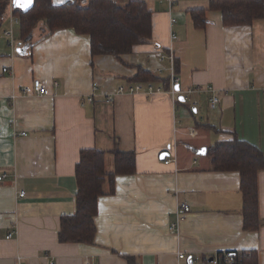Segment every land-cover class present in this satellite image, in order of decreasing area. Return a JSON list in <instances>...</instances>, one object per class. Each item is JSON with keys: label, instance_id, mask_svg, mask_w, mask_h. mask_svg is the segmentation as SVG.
<instances>
[{"label": "crops", "instance_id": "1", "mask_svg": "<svg viewBox=\"0 0 264 264\" xmlns=\"http://www.w3.org/2000/svg\"><path fill=\"white\" fill-rule=\"evenodd\" d=\"M143 1L152 14L151 38L117 59L91 56L89 36L72 28L45 35L41 22L28 47L18 40L13 15L22 8L7 0L0 19V264H132L124 256L137 264H211L246 251L264 264V169L257 173L261 224L243 230L239 172L213 170L207 154L237 138L264 156V18L223 25L220 13L208 10L198 28L190 10L209 0ZM9 29L14 48L3 34ZM137 65L169 85L152 82L162 88L153 94L116 92ZM34 79L49 94L22 93ZM115 145L133 152L135 169L117 174L114 192L98 198L95 243L59 242V218L75 210L79 151L105 150L111 172ZM181 203L189 211L182 213Z\"/></svg>", "mask_w": 264, "mask_h": 264}, {"label": "trees", "instance_id": "2", "mask_svg": "<svg viewBox=\"0 0 264 264\" xmlns=\"http://www.w3.org/2000/svg\"><path fill=\"white\" fill-rule=\"evenodd\" d=\"M7 0H0V19H5ZM218 11L223 25H250L264 18V0H209L207 7L194 8L190 15L195 27L202 28L207 22L206 11ZM18 40L30 47L32 34L38 23L45 26V35L62 28H72L77 34L89 36L90 53L110 55L120 59L134 45L145 42L152 35V14L143 0H130L120 5L113 0H68L55 5L52 0H33L26 9L16 8ZM169 85L142 66H136V74L129 79L134 82H158ZM165 87H168V86ZM114 156V168L105 170V150L84 148L79 151L75 164L76 180L75 210L73 214L59 218L57 238L62 243H95L97 226V200L102 195L114 192V177L132 173L135 159L132 151H123L115 145L110 151ZM213 170H236L240 176L242 195L241 215L243 230H256L261 224L258 216L257 173L264 169V156L254 146L234 138L221 141L207 151ZM220 255V254H219ZM218 258L222 264H257L254 251L235 253ZM132 264L133 257L124 256Z\"/></svg>", "mask_w": 264, "mask_h": 264}, {"label": "built area", "instance_id": "3", "mask_svg": "<svg viewBox=\"0 0 264 264\" xmlns=\"http://www.w3.org/2000/svg\"><path fill=\"white\" fill-rule=\"evenodd\" d=\"M171 2V0H169V3ZM15 22H18V18H14ZM4 36L5 38L7 39V44H9L11 47H16L15 45V40L12 36V30L9 29L7 31H4ZM176 36L174 34H172V38H175ZM168 59L170 60V66H169V72H170V75H169V78H170V91L171 93H176L178 92V90L176 91L175 87L176 86H179V77L176 75V72H175V68H174V63H173V52L170 51V54H168ZM166 58V55L165 54H160L158 56V60L159 61H163L164 59ZM158 71H160V68L158 69ZM54 85H57V83L54 81L53 82ZM97 89V83H93L92 85V90L95 91ZM161 87H158V86H154V84L152 82H134V83H129L127 85H122V86H118L117 89H116V92L118 93H123V92H128V93H134V92H139V91H144L146 93H149V94H153V93H158L161 91ZM209 91H212V88L211 87H208L207 88ZM194 89H188L189 92H192ZM195 90H200L199 87H197ZM22 93L24 94H37V95H47L49 94V88L44 84V82L40 79H34L32 81V85L31 87H24L22 90H21ZM107 101H110L111 98L109 96H107ZM88 102H92V98L89 96L88 99H87ZM219 103V97L217 94H212L209 98V106L211 108H215L216 105ZM22 134H25V132H22ZM167 162L169 161V159L167 158L166 160ZM24 195V192L21 191L19 193V196H23ZM179 208L181 210V212H187L189 211V206L186 204V203H181L179 205ZM12 236V232H9L7 234V237H11ZM185 255L183 253H179L178 254V257L179 258H183ZM197 259V257H194V258H191V262L193 263V261H195ZM224 262H227L229 263V259L226 258ZM48 264H53L52 261H49ZM211 264H222L220 262V260L218 258H214L211 262Z\"/></svg>", "mask_w": 264, "mask_h": 264}, {"label": "water", "instance_id": "4", "mask_svg": "<svg viewBox=\"0 0 264 264\" xmlns=\"http://www.w3.org/2000/svg\"><path fill=\"white\" fill-rule=\"evenodd\" d=\"M28 3V4H27ZM31 0H13V5L22 8L23 10L28 9L31 6ZM27 48V46L21 47V48H17V52L18 53H23L25 51V49ZM176 91L179 90V86L175 87ZM179 99L182 100L183 97L179 96ZM161 155H165V153H162ZM230 256H232V254H230ZM212 258L209 259V261H211Z\"/></svg>", "mask_w": 264, "mask_h": 264}]
</instances>
